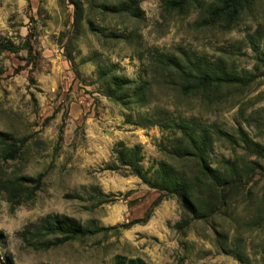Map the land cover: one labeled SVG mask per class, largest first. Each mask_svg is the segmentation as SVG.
Masks as SVG:
<instances>
[{"label":"rangeland","instance_id":"374dc122","mask_svg":"<svg viewBox=\"0 0 264 264\" xmlns=\"http://www.w3.org/2000/svg\"><path fill=\"white\" fill-rule=\"evenodd\" d=\"M130 1L138 3L135 16L104 9ZM74 2L84 8L79 25ZM203 15L197 5L167 11L163 0H0V182L30 188L40 180L15 207L0 183V264H115L118 257L264 264V149L256 155L239 139L243 131L264 148V0L246 6L231 29L207 25ZM157 51L205 56L227 79L215 97L184 95L156 68ZM112 72L134 87L145 80L135 108L107 95ZM179 115L237 139H217L209 164L229 159L242 179L222 210L185 234L173 227L177 198L152 188L114 152L120 143L132 159L139 146L137 165L151 180L162 160L182 166L161 149L173 144L170 128L154 124ZM56 218L75 219L90 233H49Z\"/></svg>","mask_w":264,"mask_h":264},{"label":"trees","instance_id":"16d2710c","mask_svg":"<svg viewBox=\"0 0 264 264\" xmlns=\"http://www.w3.org/2000/svg\"><path fill=\"white\" fill-rule=\"evenodd\" d=\"M167 11L177 10L184 12L190 7H199L204 15L207 25L221 26L224 29L233 28L239 21L242 10L251 4L253 0H163ZM137 1L120 4V7L104 5V9L112 13H124L137 15ZM75 17L74 24L79 25L83 19L84 8L80 3L74 2ZM256 39H252L257 40ZM153 59L158 70L162 73L166 82L171 81L184 95H195L201 97H215L220 91L223 82L226 81L225 72L217 62H212L205 56L178 57L167 52H154ZM134 80L126 76H118L111 73L107 84V95L125 109L135 108L143 100L145 80L134 87ZM134 87V88H133ZM127 122L134 123L131 114L126 118ZM165 128H170L174 135L173 144L164 146V150L172 160L182 163L178 166L175 162L162 160L159 164L155 180L148 179V170H144L137 164L141 160L139 146L130 149L132 159L128 158L122 144H118L114 152L118 160L124 164L133 166L135 173L148 183L152 188L162 191L177 198L181 207L180 219L174 224V228L181 234H185L193 222L205 219L222 210L231 198L234 190L242 187L241 173L235 162L224 159L222 166L212 167L209 164V155L217 139H226L236 142L237 139L226 131L215 125L202 123L196 116H182L170 118L165 122L157 120ZM6 134H1L5 136ZM239 139L242 140L247 149L256 155L262 154L263 146L259 142L250 139L241 131ZM10 157H16L18 149H10ZM191 164L189 171L185 165ZM30 188L25 187L22 182L8 178L0 182L8 191L10 204L15 207L19 205L23 196L28 194L33 197L39 187V179ZM27 197V196H26ZM48 227V232L63 234L69 239L84 237L90 230L79 224L75 219L56 218ZM106 229V228H102ZM115 264H144L141 259L134 258L126 260L118 257Z\"/></svg>","mask_w":264,"mask_h":264}]
</instances>
